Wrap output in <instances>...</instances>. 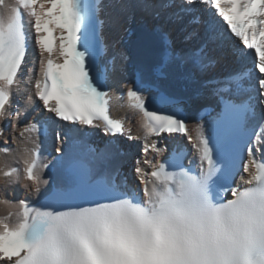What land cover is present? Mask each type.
Instances as JSON below:
<instances>
[{
	"label": "snow or ice",
	"instance_id": "6c2138e0",
	"mask_svg": "<svg viewBox=\"0 0 264 264\" xmlns=\"http://www.w3.org/2000/svg\"><path fill=\"white\" fill-rule=\"evenodd\" d=\"M116 5L124 7L120 0ZM140 6L160 21L162 48L151 77L138 70L116 97L143 132L137 185L123 170L126 153L117 141L97 148L75 127L100 122L105 135L137 139L110 116L109 81L117 56L127 57L119 52L101 62L108 51L104 5L0 0V121L11 118L18 126L19 106H9L14 90L29 88L26 103L34 96L55 117L33 118L19 131L22 167L0 166L5 190L26 181L42 196L38 204L0 198L8 209L0 216V264H264V0H141ZM201 7L215 11L205 17ZM168 24L180 25L187 47L176 46ZM32 39L39 50L35 78L27 59ZM186 66L205 77L197 98L206 94L219 105L207 127L194 131L182 114L184 101L159 85ZM217 68L223 71L208 75ZM165 133L186 137L198 164L186 167L182 146L168 149L158 146L164 138L152 139ZM52 136L56 155H45L42 145ZM12 152L0 147L5 156ZM241 169L247 175L232 186ZM45 170L57 171L59 179L50 184ZM44 186L49 190L42 193Z\"/></svg>",
	"mask_w": 264,
	"mask_h": 264
},
{
	"label": "bare ground",
	"instance_id": "6f19581e",
	"mask_svg": "<svg viewBox=\"0 0 264 264\" xmlns=\"http://www.w3.org/2000/svg\"><path fill=\"white\" fill-rule=\"evenodd\" d=\"M123 1H120V3L122 4ZM150 3L157 5L156 2L149 0ZM116 5V2H115ZM117 7L120 8V6L116 5ZM108 8V7H107ZM129 7L125 8V11L128 12L129 11ZM208 11H210L209 9H207ZM149 12V11H148ZM211 12V11H210ZM122 17L123 14L121 12H118L115 18V22L112 25L114 31H110L108 34L110 37H113L115 35V37L118 39L121 35H124V37L122 38L121 41H119L118 43V48L119 50L123 53L124 56L126 57H130V59L133 62L139 61L140 57L142 56L143 52H144V46L139 45L138 43H134V38L136 37L137 33H144L146 30L147 25L144 24L143 22H138L136 20V18H132V21L127 25L130 26V28L135 29L134 34L129 35L128 32L129 31H125V26L123 27V21H122ZM160 23V21H159ZM168 25H165V28H167ZM107 28H105L104 33H106ZM132 46V47H131ZM117 71L113 77L112 80H110V84L111 87L115 90V93L117 92V85L122 86L121 88H123V86H126L125 83L127 81H130V83H132L133 81V72L131 71L132 69L135 68H140L138 63H135L133 65V67L130 66L131 62L126 59L124 61H122L120 58L117 59ZM36 62H34V66L35 67ZM142 67V66H141ZM31 74H36L35 69H33ZM33 90L31 88H29L27 91L25 92H16L14 90L13 96H15L16 99H18V106H19V110L21 112V118L17 121V127L14 129L11 126H8L6 128L5 131V136L3 138V142L5 143V140H7V145H9L10 148L13 149V152L7 156H5V154L0 153V165H4L5 161L10 165V166H14L16 164V158L17 157V152L16 150L20 148L21 144L19 142V137H18V133L19 130L22 129L28 122V114L32 111L33 114V118L34 117H49L48 113H43L40 108L37 106V100H35L34 96H33V102L31 104L26 103V96L29 92H32ZM113 110V114L116 117H121L124 116L127 118V126L128 128L131 129V134L134 135H138L139 138L138 140L135 139L134 141L136 143L144 141L143 139V132L142 130L139 128L138 122H137V118L135 116L134 113H132L127 107H120V106H114ZM11 120V118L7 119V120H3L0 121L1 124L7 123ZM12 121V120H11ZM8 125V124H7ZM6 125V126H7ZM93 133L97 132L98 129H93L92 130ZM100 131H98L99 133ZM17 137L16 140H13V137ZM133 141V143H134ZM94 146L97 148H101L100 145H97V142L94 143ZM25 182H19L16 184H13L12 186L8 187L6 190L3 188V184L4 181L2 178H0V198H8L11 200H18L19 198V190L21 188L23 189H27L28 193H30V190L25 187V185H23ZM24 195H26V193H24ZM29 197V195H27V198ZM8 209L6 208L5 205L0 204V215H5L7 214Z\"/></svg>",
	"mask_w": 264,
	"mask_h": 264
},
{
	"label": "rangeland",
	"instance_id": "374dc122",
	"mask_svg": "<svg viewBox=\"0 0 264 264\" xmlns=\"http://www.w3.org/2000/svg\"><path fill=\"white\" fill-rule=\"evenodd\" d=\"M106 20H108V19H106ZM105 26H106V28L108 29V28H109V23L107 22ZM14 100H15V102L17 103L16 105H18V101H19V100L16 99L15 96H14ZM37 106H38V105L36 104V107H37ZM104 139H106V138H104ZM104 139H103L102 141H105V142H106V140H104ZM124 139H126V138H124ZM129 142H130V143H133L132 141H129ZM121 160H124L127 164H128V162H129V159H128L127 156L124 157V158H121Z\"/></svg>",
	"mask_w": 264,
	"mask_h": 264
}]
</instances>
